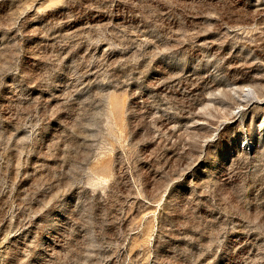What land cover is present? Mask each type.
I'll return each mask as SVG.
<instances>
[{
  "label": "rangeland",
  "instance_id": "obj_1",
  "mask_svg": "<svg viewBox=\"0 0 264 264\" xmlns=\"http://www.w3.org/2000/svg\"><path fill=\"white\" fill-rule=\"evenodd\" d=\"M0 264H264V0H0Z\"/></svg>",
  "mask_w": 264,
  "mask_h": 264
}]
</instances>
